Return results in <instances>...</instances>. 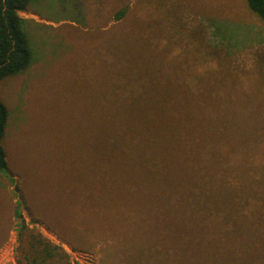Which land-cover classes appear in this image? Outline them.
Segmentation results:
<instances>
[{"label":"rangeland","instance_id":"374dc122","mask_svg":"<svg viewBox=\"0 0 264 264\" xmlns=\"http://www.w3.org/2000/svg\"><path fill=\"white\" fill-rule=\"evenodd\" d=\"M20 16L32 61L0 82L9 113L0 145L27 198L22 221L67 255L45 264H264V143L257 145V181L252 165L231 164L217 171V181H200L196 171L182 179L168 165L160 180L121 182L131 174L120 164L125 154L104 141L115 136L117 120L125 125L117 136L127 137L119 148L159 156L160 143L153 139L154 148H145L144 135L162 134L168 117L150 101L161 102L172 89L167 98L192 101L201 64L227 75L221 86L213 78L208 87L221 93L207 101L230 102L229 121L248 118L257 127L250 132L264 139V23L246 1L32 0ZM177 47L186 57L168 55ZM255 87L254 96L249 88ZM120 98L136 105L117 116ZM231 101L245 102L240 109ZM248 104L257 112L242 111ZM111 154L119 160L97 185L101 193L87 192L77 204L75 184L87 178L97 184ZM217 167L212 162L207 169ZM255 187L257 211L245 210ZM16 199L15 184L0 174V264H29L26 253L30 262L35 257L13 216Z\"/></svg>","mask_w":264,"mask_h":264},{"label":"trees","instance_id":"16d2710c","mask_svg":"<svg viewBox=\"0 0 264 264\" xmlns=\"http://www.w3.org/2000/svg\"><path fill=\"white\" fill-rule=\"evenodd\" d=\"M245 1L249 10L264 23V0ZM31 2L32 0H0V82L6 78L13 77L16 74L27 70L31 65L32 54L30 49L29 35L25 28V19L20 16V12L27 10ZM123 14V10L119 11V13L116 15V19H120ZM170 16V14H164L163 17ZM176 33L177 32L173 31V38H176ZM177 39L182 42L181 37L176 38V40ZM179 53H182L183 57H186L184 55H186L188 52H183L181 47H177L174 52L171 51L168 55L175 56ZM178 59L179 57L177 56L172 60L176 61ZM201 65H203L201 66L202 69L197 70V84L196 89L194 90V98L192 101H177L173 98H167L170 97L172 91H174L173 89L172 91H168V96L163 98L161 102H159L160 100L150 101L151 107L153 105L161 106L162 108L164 107V119L168 117L165 123H163V125L167 126L165 127L162 134H159L156 130H150L146 132L149 135H144L146 139L144 142L145 148H154L155 142H152L153 139L160 143L162 146L160 147L162 152L159 156L153 155L152 151H134L136 154L129 155L127 154V152H129L128 149L119 148L122 145L127 144V137L117 136L121 128H124L125 125L123 122L119 124L120 121L115 120V129L117 128L115 136H106L104 141L114 143L115 150H120L125 154V158L120 161V164L125 165L131 170L130 175H123L121 178H119V180L116 179L117 181L125 182L126 180H132L140 182L143 180H160V178H163L162 168L168 165L176 166L179 169L178 177H181L182 179L190 180V174L193 171H196V173L200 174V181H217L219 176L217 171L219 169L231 166V164H235L242 169L248 168L250 165H252L254 168H256V176L253 177V180L257 181V145L263 144L264 139H260L256 133L250 132V130H253L254 128L257 129V127L255 123L253 121H249L248 118H242V120L238 121L236 124H232L231 121H229L230 119H228V117H230V115L228 114L227 108L230 102L207 101L210 100L212 95H218L221 93V91L218 89L213 90L208 87V85L214 86L212 81L213 78L216 85H218V82H225V76L227 75H225L223 72L221 73L219 68L215 69L212 66H208V64ZM248 86H251V84ZM249 89H251L249 91L251 95L255 96L257 94L256 87ZM235 91H237V89ZM232 96L234 97V95ZM140 102L144 101H138V103ZM244 102L245 101H231V103L235 104L240 109L244 106ZM130 103L131 101H121L120 98V101H117L116 104L117 116H120L123 113V109L126 110L127 107L134 109L136 104L132 105ZM251 103L252 102H250V104ZM173 105H176L177 110L173 108ZM245 108L246 110H242L245 113H247L248 109H252L257 112V110L253 108V105L250 106L248 104L245 106ZM168 110L172 111V113H168ZM8 117V110L0 100V141L4 137ZM159 118L160 116L157 115V119ZM149 120L150 119H148V121ZM221 121H225V123H221ZM189 128H191L193 134L187 133L189 131H186V129ZM137 138L138 140L142 139V137ZM174 140L178 144L177 147L173 146L172 144V141ZM178 147H180L179 149L181 150L177 149ZM174 153H176L178 156ZM116 155L117 154H111L107 158L108 162L105 163V167L107 168L106 174L103 171L105 175L100 178L97 184L90 183L88 178L84 179V182H78L75 184V190L78 196V199L76 200L77 204L82 196H87V192L94 194V198L101 193L97 192V185L100 186L102 183L106 182L110 172L113 174V166L116 167L115 162L119 160V156L116 157ZM164 161H169V163L165 164ZM212 162L218 165L216 171H209L207 169V167L211 165ZM146 168H149L148 172ZM246 173H250V170L248 169ZM0 174L5 177L10 182V184H15L17 199L13 210V216L19 226V232H27L29 241L32 243V246H34L33 251L35 257L31 258L30 262V258L26 253L25 260L29 262V264H45L46 260H53L54 258L60 256L61 253L62 255L67 256L62 251L61 247L51 243L40 233L36 232L34 234L32 229L28 230L24 224V221H22V213L20 208L21 206H26L29 209L27 205V198L24 196V194H22L20 185L16 183V179L13 177V174H11V171L7 168L5 151L1 145ZM129 176H133L134 180L129 178ZM72 186L73 185H71V187ZM255 188L256 190H250L245 196V210L257 211V187ZM104 197L107 198L106 196L101 195V199ZM72 206L74 207V205ZM129 207L130 205L124 207L123 209H129ZM79 210L80 207L78 205V211ZM242 212L248 214L245 211ZM255 227H257V225ZM55 231L53 230L54 233L63 237V231L60 233H57L58 229H55Z\"/></svg>","mask_w":264,"mask_h":264},{"label":"crops","instance_id":"0c3cea01","mask_svg":"<svg viewBox=\"0 0 264 264\" xmlns=\"http://www.w3.org/2000/svg\"><path fill=\"white\" fill-rule=\"evenodd\" d=\"M243 217H246V216H243ZM245 225H246V221H245Z\"/></svg>","mask_w":264,"mask_h":264}]
</instances>
